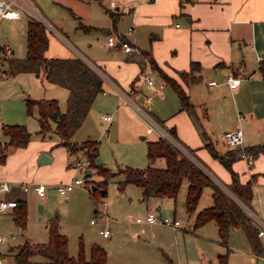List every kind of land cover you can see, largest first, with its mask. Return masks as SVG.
Here are the masks:
<instances>
[{
    "label": "crops",
    "instance_id": "0c3cea01",
    "mask_svg": "<svg viewBox=\"0 0 264 264\" xmlns=\"http://www.w3.org/2000/svg\"><path fill=\"white\" fill-rule=\"evenodd\" d=\"M27 1L34 7L32 0ZM110 1H115L117 4L137 1L138 6L128 10L120 7L110 9ZM56 2H64L74 11L70 9L74 19L77 20L78 33H83L79 38L86 37V41L78 38L77 44H72L68 41V34L62 29L57 30L58 35L48 36L45 55L47 57L80 56L91 65V62H94L103 79L102 91L94 98L82 124L70 141L80 144L85 140H96L98 153L94 162L103 165L99 144L100 141L107 140L112 149V160L104 159L103 161L108 165H103L105 167L114 165L117 156L121 159L125 153L131 155L134 153L135 156L125 166H143L145 162L147 163V143L144 146L136 144L134 140L136 133L141 134V139H146L149 133H155L151 140L161 137L157 130L149 128L147 118L150 117L162 130L167 132L173 130L172 134L180 141L181 146L190 149L198 158L195 160L199 163L202 161L205 165L200 164L208 170L212 178L227 189L226 186L231 181L230 172L226 169L227 172L220 161L210 154L205 144L210 142L219 153L225 152L230 147L224 144L222 134L227 130L235 129L238 125L242 128L246 148L264 143V0H57ZM110 12L116 15L115 19ZM81 26L90 29L84 30ZM128 27H132V30L128 31ZM108 34L124 36L137 48V51L126 54L118 46H109L106 43ZM93 39L98 42L102 40L99 47L93 46L96 44ZM149 57L165 74L173 77L181 85L195 106L198 120L192 118L185 110H180L177 93L161 77L158 70L152 68ZM192 62H198L200 65V69L193 72L194 75L200 74L196 82L191 79L184 80L178 73L182 70L188 71ZM143 69L148 70L149 77L153 80L152 84L143 81L141 75ZM230 72L240 77L234 89L229 88L226 82ZM18 74H24L28 78L34 77L40 86L43 84V90L38 89L36 97L53 98L56 95L53 88L56 84L46 81L41 74L20 72L11 76L16 77ZM160 83H163L161 88H159ZM66 97L67 90L64 88L63 98ZM60 110L65 109L60 108ZM104 113L111 115L109 122L103 119ZM237 113L242 115L241 120L237 119ZM3 124L5 123L1 125V134L8 140L2 132ZM119 128L125 129L121 139L112 138L113 129ZM31 143L32 140L30 145ZM30 145L7 147L2 153L0 152V156L4 154L0 159V180L10 181L13 185L12 190L4 196L22 198L26 207L28 192L32 191L35 194L36 192L32 187L26 191L21 190L20 183L27 181L31 185L41 182L50 186L49 191L56 192L55 186L70 180V176L73 175L72 162L77 155L60 144V138L58 140L41 138L36 142L35 147ZM2 149L3 147L0 146V150ZM136 149L143 150L145 158L138 159ZM43 153L48 155L49 162L39 163L38 158ZM241 161L244 164L241 170L235 160L232 162V168L241 182L252 180L251 206L258 215L264 217V151L255 154L251 166H247L244 159ZM245 168L247 180L240 174L245 172ZM112 177L118 178L119 181L123 179V174L119 173ZM220 182H224L225 185ZM78 187L83 186L78 185ZM86 190L88 191L87 188ZM90 196L94 199V196ZM141 199L147 201V204L141 212L142 216L136 217L144 218L149 210H154L162 216L159 206L152 204L150 197L143 199L142 190ZM12 211L13 209H8L2 213L12 215ZM119 212L116 208L111 211L110 219L114 233H110L109 236L100 233L108 240L98 242L104 246L107 264H134L147 253L149 245L137 231L127 236L129 241H134L136 245H131L126 236L119 233L117 227L123 223L121 217L117 216ZM47 214L53 215L52 212ZM135 223L152 225L147 222ZM209 223H213L217 229L214 221L194 227L193 217V224L190 225L191 234L187 233L189 230L184 226L181 227V223L175 229L165 225L173 229L176 248L165 238H155L154 246L161 249L167 259L168 254L173 252L179 254V243L189 241L195 229L199 228L202 229L204 239L200 238L201 243L207 241L211 245L209 252H206L207 257L204 253L201 254L202 259L205 257L207 263L219 264V253L216 254L215 250L223 252L225 249L226 263L229 264L228 256L231 252L229 243L236 228L230 230L228 243L224 245L219 241L218 232L215 237L212 235L206 237L207 230L203 229ZM180 227L182 231L179 230ZM209 241L215 245L212 246ZM260 241L263 250L257 254L251 248L248 253L249 264L258 260L264 262V239L262 242L260 238ZM248 244L250 246L249 242ZM213 252L216 254L215 258L209 255ZM168 261L167 264H173L172 259L169 258Z\"/></svg>",
    "mask_w": 264,
    "mask_h": 264
},
{
    "label": "trees",
    "instance_id": "16d2710c",
    "mask_svg": "<svg viewBox=\"0 0 264 264\" xmlns=\"http://www.w3.org/2000/svg\"><path fill=\"white\" fill-rule=\"evenodd\" d=\"M115 19V14L110 12ZM82 27V26H81ZM89 30V27H82ZM48 34L45 24L34 18L27 20L26 26V53L24 57L9 56L6 58L8 75L20 72L41 74L50 83L59 85L67 90L65 110L61 111L55 98H26L25 106L28 114L37 109L38 132L42 137L46 133L54 132L60 138V144L72 153L84 150L90 159V167L94 168L103 178L94 181L95 189H89L92 196L100 195V188L106 190L107 179L123 174V179L118 181V188L123 189L127 183H132L142 190L143 199L151 196L168 197L176 199L184 180L187 181L185 195V209L194 214V227L201 226L209 221H214L217 226L219 241L228 243L230 230L240 228L246 235L251 248L257 254L262 252L263 246L257 229L251 217L246 213L241 203L250 206L253 198L252 180L241 182L238 174L232 168V162L238 158L237 148H230L219 153L210 142L205 144L212 156L230 171L231 181L227 189L220 186L209 172L197 162L186 156L182 151L159 137L147 142V165L145 168L122 167L111 171L108 167L94 162L98 153L96 140H85L80 144L70 141V138L82 124L96 95L102 91V76L96 67L86 62L80 56L72 57H47ZM152 68L158 70L161 77L171 85L177 93L180 110H185L192 118L198 120L195 106L184 92L181 85L165 74L150 58ZM198 62H192L188 71H179L182 79L188 81V76L199 70ZM200 74L194 75L191 80L198 81ZM190 80V78H189ZM2 132L8 137L2 153L7 147H24L30 140L31 133L24 124H3ZM170 133H173L170 131ZM245 151L257 154L264 151V143L246 148ZM4 155V154H3ZM1 154V157L3 156ZM89 171V169H88ZM212 189V204L197 210L200 196L204 187ZM12 217L15 225L24 229L27 219V207L24 200L19 201L13 208ZM48 239L43 243L24 241L14 255L15 264H29L31 259L39 255L44 258L43 264H107V255L104 247L98 243L90 246L89 257L86 258L80 245L76 256H72L67 248V236L58 229L56 214L48 219L46 225ZM219 264H227V252L218 254Z\"/></svg>",
    "mask_w": 264,
    "mask_h": 264
},
{
    "label": "rangeland",
    "instance_id": "374dc122",
    "mask_svg": "<svg viewBox=\"0 0 264 264\" xmlns=\"http://www.w3.org/2000/svg\"><path fill=\"white\" fill-rule=\"evenodd\" d=\"M56 1L57 0H32L34 11L39 12L42 16L43 21H38L44 22L43 24L46 26L49 37L58 35L57 30L59 31L62 29L64 33L69 35L68 41L72 44H77L78 38L82 37L80 34H83L78 33V29L76 28L77 20L74 19L70 11L71 8L68 5L64 4V2L57 3ZM29 18L37 20L33 14L26 13L25 16L19 19H2L0 21V128L2 123L24 124L27 130L31 133L30 140L33 141L30 145L29 140L27 145L29 144L30 146L35 147L36 142L41 138L44 140L59 139V136L54 132L46 133L45 136L42 137L38 132L39 123L37 120V109L34 107L32 114H28L26 110V98H46L42 96H35L38 89L43 90V84L40 86L38 84L39 82L36 81L34 77L28 78L25 77L24 74H18V76L14 77L5 73V71H7V57L15 56L17 58H21L25 56L26 26ZM79 39L81 41H86V37ZM93 41H96V44H93V46L97 47H99V43H102V40H99L98 42L96 39H93ZM91 63L96 67L94 62ZM193 76L194 74L191 73L188 76V79L193 78ZM53 88L54 93L56 94L53 98L57 99L60 108L65 109L66 98H63L64 88L59 85L53 86ZM106 114L108 113H104L103 115ZM147 122L149 125L148 118ZM124 130L125 129L121 128L113 129L111 137L121 139ZM140 135L139 133H136L134 140L136 144L144 146L147 141L151 140V138L155 136V133L145 134L146 139H141ZM173 137L180 143L175 136ZM0 141H7L1 134V129ZM99 145L100 156L103 155V160H112V149L107 140L100 141ZM183 147L188 151L191 159H198L194 156L190 149L185 146ZM136 150L138 159L145 158L146 155H144L143 150ZM133 157H135L134 153L132 155L125 153L124 157L121 159L117 156V162L109 168L111 170H117V167H126L125 165H128V163L132 161ZM103 160L101 163L108 166ZM215 161L219 166L224 168L217 160ZM235 161L238 162V168L240 167L241 170L242 167H244L243 162L241 159ZM200 163L203 162L200 161ZM146 165L147 163L145 162L143 166L134 167L145 168ZM224 169L226 170L227 168L225 167ZM72 171L73 175L70 176V178L73 176L83 178L85 175V173L81 170L74 171L73 169ZM211 171L212 170H210V172ZM89 172L90 176L86 178L85 183L82 185L83 187H74L71 191L66 193L67 195L65 194L66 196L58 192L49 191V185H46L45 196L42 197H38L34 192L29 191L26 199V226L23 231L15 225L10 213H0V236L5 237V240L0 242V253L6 257L7 264H15L13 254L19 245H21L24 241L28 240L34 244L47 241L48 231L45 225L48 223V217L50 218L52 216L48 215V212H52L53 215L56 214L58 229L61 233L67 236V248L69 254L76 256L81 245L85 257L88 258L92 243L100 244L98 241L106 242L108 240L107 237L103 238L100 234L99 231L101 229L107 228L111 234L114 233V227L111 225L112 221L110 219L113 208L120 211L117 216L121 217V220L123 221V223L117 227L120 230L119 233L122 236H126V239L131 245H136L134 241H129L130 239H128L127 236H129L130 233L137 231L141 238L147 240L146 243L149 245L147 253L143 255L142 258L137 259L134 264H167V262H169V258L173 260V264H178V261L180 264H215V262L207 263V258L205 257H207L208 254H206V252H209L211 245L207 243V241H204V244L201 243L200 238H202V229L199 228L195 229V232L191 235L192 237L189 241H182L181 244L179 243V254L173 252L168 254V258L166 259V255L162 253V250L154 246V240L155 238H165L176 248L173 229L162 224H152L150 226H146L144 224H137L134 222L136 216H142L141 212L145 209L147 204V201H143L141 199L140 187L132 183H127L122 190L118 188V178L110 177L107 179L106 183V194L97 195L93 199L90 196L91 194H89V190H86V185L91 188L94 181L101 180L103 177L98 174L94 168L90 167ZM240 174L245 180H247L246 168L245 172H240ZM220 183L225 185L223 184L224 182ZM186 188L187 181L184 180L181 184L175 202L173 198L158 196H152L149 200L152 204L155 203L159 206V212L162 216H169L171 218L175 216V218L180 221L181 227L183 228L184 226L185 229L189 230L187 233L191 234L190 232H192V229H190V225L193 224L194 214L188 213L185 209L184 201ZM211 192L212 189L209 186L204 187L199 199L197 210L208 207L212 204ZM103 201L105 202V205H103ZM122 201L124 203H121ZM39 205L41 208H39ZM98 207H104L107 215H96L94 210ZM249 207L253 210L251 204ZM91 219H94L95 221L91 222ZM181 227L179 228L180 231H182ZM203 230H207L206 237H209L210 235H212V237L217 236V229L213 223L206 224ZM261 240L263 242V238H261ZM209 242L212 246L215 245L211 241ZM229 248H231V252L228 256L229 264H249L248 260L250 255L248 253H250L251 247L249 246L246 235L242 229L236 228L232 233ZM217 251L218 250H215L216 254L223 253L225 252V249L223 252ZM215 252L209 255L215 258ZM202 253L205 255L203 259V256L201 255ZM204 260L206 261L204 262ZM43 261V257L36 255L31 259L29 264H43ZM252 264H264V262L262 260H258V262L254 261Z\"/></svg>",
    "mask_w": 264,
    "mask_h": 264
},
{
    "label": "built area",
    "instance_id": "2783aa9c",
    "mask_svg": "<svg viewBox=\"0 0 264 264\" xmlns=\"http://www.w3.org/2000/svg\"><path fill=\"white\" fill-rule=\"evenodd\" d=\"M138 6L137 1L132 2H122L117 4L115 1L109 2V8L114 9L122 8L123 10L128 9H135ZM28 14H33L37 20H42V16L39 12L34 11V7L30 4L27 0H0V21L2 19H16L21 18ZM44 23V22H43ZM132 27H128V31H131ZM106 43L109 46H118L124 53L131 54L132 52L137 51V48L134 47L129 41L126 40L124 36H116L115 34H108L106 36ZM143 81L147 82L148 84H152L153 80L149 77V72L146 69H143L141 72ZM240 81V77L234 75L230 72L227 76L226 82L229 88L234 89L237 87ZM163 83L159 84V88H161ZM138 110H140L138 108ZM104 120L109 122L111 120V115L106 114L102 116ZM237 119L241 120L242 115L237 113ZM149 120V128L153 130H157L160 133L162 138H165L168 142L172 145L178 147L183 154L189 156L188 152L181 146V144L173 137L170 132L164 131L161 129L160 125L153 120L152 118L148 117ZM222 140L224 144H226L230 148H237L239 151V156L241 159H244L247 166H251L255 159V154L252 152L245 151L244 141H243V131L240 125H238L235 129L227 130L222 134ZM5 141H0V146H5ZM77 155L72 162V168L74 170H81L84 173H87L88 169L90 168V159L87 156V153L84 150H80L76 152ZM87 177H77L73 176L70 180L60 183L55 186V191L65 195L67 192L72 190L75 186L83 185L86 181ZM12 183L7 180H0V213L8 210L13 209L18 205L19 200L16 197L6 198L4 194L10 192L12 190ZM30 187L34 189L38 196H43L46 191V184L41 182H35L30 185V182L22 181L20 183V189L23 191L28 190ZM88 189L89 186L86 185ZM105 205V202H102ZM246 213L251 217L252 221L254 222L257 235L260 238L264 239V217L258 215L254 210H252L248 205L240 202ZM96 215H107L104 207H98L94 210ZM135 222H147L151 224H163L170 226L172 228H177L180 225V221L176 218H171L169 216H160L154 210H149L144 218L142 217H135ZM94 219H91V222H94ZM103 236H109L110 231L109 229H101L99 231ZM5 237L0 236V242L4 241ZM6 257L0 253V264H7Z\"/></svg>",
    "mask_w": 264,
    "mask_h": 264
},
{
    "label": "water",
    "instance_id": "95a60500",
    "mask_svg": "<svg viewBox=\"0 0 264 264\" xmlns=\"http://www.w3.org/2000/svg\"><path fill=\"white\" fill-rule=\"evenodd\" d=\"M39 163H47L50 161V158L48 157V155L46 153H43L40 155V157L38 158ZM90 176V173L87 172L85 173L84 177H88ZM91 189L94 190L95 186L91 185ZM100 195H104V189L100 188ZM19 201H22V198H17ZM39 208H41V206L39 205ZM217 264V263H216Z\"/></svg>",
    "mask_w": 264,
    "mask_h": 264
},
{
    "label": "bare ground",
    "instance_id": "6f19581e",
    "mask_svg": "<svg viewBox=\"0 0 264 264\" xmlns=\"http://www.w3.org/2000/svg\"><path fill=\"white\" fill-rule=\"evenodd\" d=\"M90 188H88V190H89Z\"/></svg>",
    "mask_w": 264,
    "mask_h": 264
}]
</instances>
